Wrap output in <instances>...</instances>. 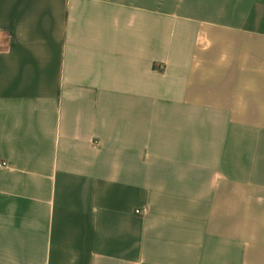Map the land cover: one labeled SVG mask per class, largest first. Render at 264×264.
<instances>
[{"label": "crops", "instance_id": "1", "mask_svg": "<svg viewBox=\"0 0 264 264\" xmlns=\"http://www.w3.org/2000/svg\"><path fill=\"white\" fill-rule=\"evenodd\" d=\"M1 162L0 264H264V0H0Z\"/></svg>", "mask_w": 264, "mask_h": 264}, {"label": "built area", "instance_id": "2", "mask_svg": "<svg viewBox=\"0 0 264 264\" xmlns=\"http://www.w3.org/2000/svg\"><path fill=\"white\" fill-rule=\"evenodd\" d=\"M2 166H5V163L1 162L0 163V167H2ZM135 212L139 213L140 211L139 210H135Z\"/></svg>", "mask_w": 264, "mask_h": 264}]
</instances>
